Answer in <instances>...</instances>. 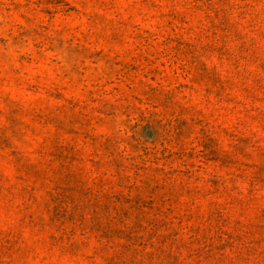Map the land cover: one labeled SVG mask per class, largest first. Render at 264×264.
Returning <instances> with one entry per match:
<instances>
[{"label":"rangeland","instance_id":"374dc122","mask_svg":"<svg viewBox=\"0 0 264 264\" xmlns=\"http://www.w3.org/2000/svg\"><path fill=\"white\" fill-rule=\"evenodd\" d=\"M0 264H264V0H0Z\"/></svg>","mask_w":264,"mask_h":264}]
</instances>
